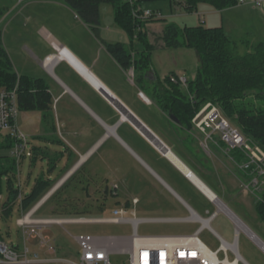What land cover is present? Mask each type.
Wrapping results in <instances>:
<instances>
[{
	"label": "crops",
	"instance_id": "1",
	"mask_svg": "<svg viewBox=\"0 0 264 264\" xmlns=\"http://www.w3.org/2000/svg\"><path fill=\"white\" fill-rule=\"evenodd\" d=\"M1 2L0 8L4 11L0 18L2 44L14 71L18 75L42 79L52 97L49 122L42 120V112L39 110L20 112H25L26 129L31 137L30 147H40L49 157L54 156V169L73 171L78 167L83 168L89 162L91 154L102 148L107 140V152L100 154L101 162L107 160V180L109 178L114 181L117 174L124 176L126 168L133 169L132 163L126 162V154L157 178L188 211L185 217H160V221L193 222L190 217L194 209L124 139L129 138L141 150L144 147L150 148L200 191L201 188L190 181L184 171L166 155L165 150L150 137V132L158 143L169 149L175 158L195 174L211 194L216 193L210 188V183L220 185L215 180V174L219 172L226 181V186L222 184V189L226 188V192L222 194L225 199L221 197V200L234 213L236 212L229 203L241 201L254 208L255 196L241 191L237 165L224 158L219 150L212 157L202 150L197 141L201 153L207 158L204 168H198L187 155L182 154L175 137L168 134L163 116L155 104L135 85L129 72L123 70L106 50L104 41H114L103 40L95 35L89 25L63 0H0ZM245 5H239L242 11L246 10L248 13L251 9L264 17V0L260 7L251 4V8H247ZM174 7L181 9L176 5ZM233 8L219 12L229 14ZM198 14L202 16L201 13ZM258 20L257 24H252L256 25L254 28H264V24ZM201 21L203 23L205 20ZM220 26L225 28L224 22ZM149 31L155 32V29L150 28ZM50 55H57L58 58L48 60L45 65L43 60ZM17 125L20 126L18 117ZM1 153L3 152L0 151ZM103 155H107L106 158ZM69 174L67 172L63 178ZM50 175L47 177L53 178ZM115 183L119 185L116 181ZM118 190L114 196L118 195ZM133 198L131 196L124 201L128 202V206L125 205L128 209H134L140 203L136 196L137 203L132 206ZM160 200L162 206L156 210L163 211L167 208L163 199ZM124 203L119 202L116 207ZM257 218V221L250 220V223L255 229H264V220L258 216ZM246 225L248 226L247 223Z\"/></svg>",
	"mask_w": 264,
	"mask_h": 264
},
{
	"label": "trees",
	"instance_id": "2",
	"mask_svg": "<svg viewBox=\"0 0 264 264\" xmlns=\"http://www.w3.org/2000/svg\"><path fill=\"white\" fill-rule=\"evenodd\" d=\"M149 0H63L79 18L89 25L91 31L98 35L100 25L99 7L102 3L112 6L115 23L125 30L131 41L136 39L137 48L126 46L121 42H105L108 53L119 66L129 72L135 85L147 96L163 116L168 134L173 135L182 149L198 168H204L207 160L198 145L201 133L192 122L194 115L205 103L219 108L221 113L240 132L264 150V43L246 44V50L239 52L237 43L230 38L222 26L205 27L180 26L175 22H167L160 18L143 17L141 3ZM173 6H179L186 12L196 9L199 3H206L215 10L221 11L238 5L239 0H168ZM0 8V18L3 15ZM161 22L158 37L162 47L167 49H192L197 57V66L193 77L187 78L186 86L174 82L172 77L177 74L171 71L162 76L153 67L152 52L154 45L149 37L146 26ZM153 32H151V35ZM0 87L13 89L16 87L18 109L20 111L39 110L42 120L49 122L51 116L52 97L47 84L40 78L18 75L11 64L2 44L0 31ZM254 95L253 99H246ZM173 117V119L171 118ZM218 140V139H217ZM60 142L59 140H55ZM16 140L9 134L0 131V194L4 188L6 197L0 203V217L8 218L14 203L20 196V209L30 210L55 183L69 170H63L58 178L40 175L36 177L29 191L21 192L16 184L18 164L20 161L10 154ZM223 147L224 144L218 140ZM30 165L39 158L49 155L40 147H32ZM225 154V153H224ZM225 156L233 158L235 164L244 160L240 149H232ZM48 171L55 166V157H49ZM188 162V161H187ZM241 180L248 174L236 167ZM80 169L73 172L61 185L65 188L79 175ZM106 187V186H105ZM104 187L103 194L107 189ZM53 195L56 197L60 191ZM109 196H114L108 189ZM254 209L257 216L264 220V186L256 194ZM104 198H106L104 196ZM116 204H119L116 201ZM128 206V202L124 203ZM103 203L97 209H102ZM86 210V209H85ZM58 212V209L56 210ZM60 213L65 211L60 210ZM83 217V216H76Z\"/></svg>",
	"mask_w": 264,
	"mask_h": 264
},
{
	"label": "rangeland",
	"instance_id": "3",
	"mask_svg": "<svg viewBox=\"0 0 264 264\" xmlns=\"http://www.w3.org/2000/svg\"><path fill=\"white\" fill-rule=\"evenodd\" d=\"M250 1V0H248ZM2 5V2L0 3ZM6 3H4L5 5ZM143 9L160 12L161 16L167 22H175L182 26H196L202 24L205 27L220 26L222 22L225 24L224 30L232 38L238 46L239 52L243 53L246 50V44L249 42L251 45L258 42L264 43V28H254L259 22L258 19L264 24V17L258 13L250 11L247 13L242 11L240 4L236 5L229 14L226 12H219L212 6L206 3H199L191 12H186L183 9L174 7L168 0H149L141 3ZM244 4H241V6ZM251 8L250 2L246 4ZM246 5L244 7H246ZM255 7V6H254ZM241 9V10H239ZM260 9V8H258ZM201 13L202 16H199ZM100 25L98 27V35L103 40H112L114 42H121L126 46H133L137 48L139 43L136 39L131 41L129 34L120 28L114 21L112 6L108 3H102L99 7ZM205 20L203 23L201 20ZM229 24V25H228ZM227 26V27H226ZM162 27L161 22H154L149 24L146 29L149 32L150 40L154 45L152 52L153 67L158 75L162 76L171 71L177 75L183 73L186 78L194 76L197 66V57L192 49L177 48L167 49L162 47V43L156 34ZM149 28V29H148ZM150 28L155 29L151 35ZM186 86V85H184ZM254 95H248L246 99H253ZM25 112H19V128L27 135L29 133L26 129ZM239 130V129H238ZM124 139L133 147V149L142 157V159L154 169L160 177L170 185L176 193L202 218L208 217L214 211L216 206L210 202L207 197L185 179L178 171L161 159L150 148L144 147L140 149L135 147V144L129 138ZM201 140V139H200ZM199 140V142H200ZM107 140L104 142L102 148L92 153L89 162L80 169L71 172L65 180L76 170L80 169L79 175L65 188H61L64 183L63 180L49 195L47 200L36 210L33 218H74L76 216L102 218L112 215V210L116 207V201L120 203L128 198L138 196L140 203L135 206V217L137 218H160V217H185L188 211L182 203H180L173 194L155 178L148 170L137 163L135 160L124 154L126 162L132 163V170L126 168L124 176L117 174L116 180H107V160L106 162L100 161V154L107 152ZM201 147V146H200ZM202 148V147H201ZM148 150V151H147ZM203 150V148H202ZM219 150L220 154L227 158L224 154V147L219 143H208V151L206 154L214 155L215 151ZM154 155V156H153ZM105 158L107 155H103ZM209 156V157H210ZM213 157V156H212ZM222 159V158H221ZM30 159L21 160L18 164V174L16 175V184L24 193L29 191L34 184L36 177L43 175L45 177L51 174L53 178L59 177L63 170L55 168L51 172L48 171L49 161L47 158H39L34 165H30ZM227 163L226 160H222ZM229 161H232L231 159ZM103 163L105 165H103ZM233 164H235L232 161ZM67 172L65 174H67ZM64 174V175H65ZM50 175V176H51ZM58 175V176H57ZM63 175V176H64ZM217 175V176H216ZM51 176V177H52ZM63 176L55 183V187L63 178ZM215 180L220 182L218 184L210 183V188L219 197L224 198L222 194L226 192V188L222 189V184L225 185V179L222 178L219 172L215 174ZM115 181L119 184L117 185ZM242 181V180H241ZM226 182V181H225ZM106 186V187H105ZM104 187L117 191V196H109L106 191L104 195ZM60 193L55 197L53 194L56 191ZM0 203L5 200L6 193L3 188L1 192ZM136 195V196H134ZM104 196L106 198H104ZM221 198V199H222ZM163 199L166 208L163 211L156 209L161 208ZM225 199V198H224ZM20 197L14 203L12 212L8 218L0 217V238L3 242L8 244L18 245L21 249L23 247V239L20 234V229L16 224V220L20 218L27 211L20 209ZM238 201V200H237ZM226 202V200H225ZM239 202V203H238ZM229 203V206L243 218L251 230L264 241V229H255L250 223V220L257 221V215L253 206H247L241 201ZM103 203L102 209H97L98 205ZM58 209V212L56 211ZM86 209V210H85ZM63 210L65 213H60ZM131 216V215H130ZM200 226L198 222H177V221H141L137 227L139 235H187L197 230ZM212 229L203 228L199 233L200 240L211 250L219 247V240L213 234V231L218 233L226 241L231 242L234 236V229L229 219L221 212L210 222ZM46 236L54 240L57 246L58 255L76 258L78 251L74 236L81 234H92L106 237H126L132 233L131 225L129 223H96V222H66V223H53L43 228ZM38 239H30L27 246L32 252H37L44 255V251L38 249ZM238 246L240 255L249 264H264V252L261 251L249 237L240 232L238 236ZM219 256L222 253L219 252ZM231 257V254H229ZM126 255L113 254L111 255L112 264H119L126 262Z\"/></svg>",
	"mask_w": 264,
	"mask_h": 264
},
{
	"label": "built area",
	"instance_id": "4",
	"mask_svg": "<svg viewBox=\"0 0 264 264\" xmlns=\"http://www.w3.org/2000/svg\"><path fill=\"white\" fill-rule=\"evenodd\" d=\"M248 2L255 7H260L263 4V0L238 1L239 4ZM142 16L160 18L161 14L145 9ZM56 58H58L57 55H50L43 60V63L46 65L48 60ZM129 75L132 77V71H129ZM171 80L185 85L187 78L184 75H177ZM18 114L16 87L13 89L0 87V131L9 134L16 140L10 154L20 161L22 158H30L32 150L27 135L17 125ZM192 122L202 135L200 146L203 150L208 151L209 142L218 144L219 140L224 144L223 152L226 154H229L232 149L242 151L244 160L236 165L239 169L247 172L248 178L241 181V191L256 197V194L264 186V150L245 137L217 106L209 102L205 103L194 115ZM229 157L234 161L231 156ZM65 178L66 176L30 210L16 220L23 239L21 249L18 245L3 242L0 238V264H112L111 255L113 254L127 256L126 262L119 264H249L239 253L238 236L240 232L246 234L264 252V241L220 197L216 194L209 196L201 189L200 191L207 199L216 206V211L206 218L191 211V221L200 223V226L196 231L187 235H139L137 233L139 222L162 219L137 218L135 210L128 209L125 205L115 207L112 210V215L102 218H33L36 210ZM136 203L137 199L133 198L132 206H135ZM219 212L223 213L231 222L234 236L233 240L228 242L211 230L220 242L217 249L211 250L200 240L199 233L205 227L211 229L209 223ZM66 222L129 223L132 233L126 237H106L88 233L76 235L73 238L78 251L76 258H71L58 255L54 240L43 232V228L47 225ZM30 239L39 240L38 249L44 251V255L30 250L27 246ZM219 252L222 253V256L218 255Z\"/></svg>",
	"mask_w": 264,
	"mask_h": 264
},
{
	"label": "bare ground",
	"instance_id": "5",
	"mask_svg": "<svg viewBox=\"0 0 264 264\" xmlns=\"http://www.w3.org/2000/svg\"><path fill=\"white\" fill-rule=\"evenodd\" d=\"M148 132V131H147ZM150 137L153 138V140L156 142V144H158L163 150H165L166 155L174 161L175 165H177L180 169H182L188 176L189 178L198 186L200 187L205 193H207L208 195L212 196L213 194H211L209 192V190L202 184V182L195 177V174L191 172V170H189L187 167H185L177 158L174 157V155L172 153H170L167 149H165L160 143H158L155 138L149 133ZM191 173H190V172ZM199 188V189H200Z\"/></svg>",
	"mask_w": 264,
	"mask_h": 264
},
{
	"label": "water",
	"instance_id": "6",
	"mask_svg": "<svg viewBox=\"0 0 264 264\" xmlns=\"http://www.w3.org/2000/svg\"><path fill=\"white\" fill-rule=\"evenodd\" d=\"M172 119H173V117H171ZM149 132V131H148ZM150 133V132H149ZM166 148V147H165ZM167 149V148H166ZM168 151H169V149H167ZM175 157V156H174ZM173 161V160H172ZM70 172H68V174H69ZM185 173V172H184ZM67 175V174H66ZM185 175L189 178V176L185 173ZM190 179V178H189ZM190 181H192L191 179H190ZM193 182V181H192ZM194 183V182H193ZM195 184V183H194ZM196 185V184H195ZM197 186V185H196ZM198 187V186H197ZM199 188V187H198Z\"/></svg>",
	"mask_w": 264,
	"mask_h": 264
}]
</instances>
